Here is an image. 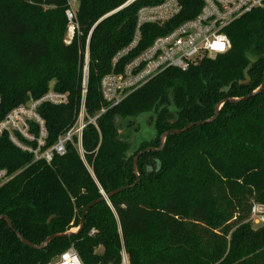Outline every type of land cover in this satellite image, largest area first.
<instances>
[{
  "label": "trees",
  "instance_id": "obj_1",
  "mask_svg": "<svg viewBox=\"0 0 264 264\" xmlns=\"http://www.w3.org/2000/svg\"><path fill=\"white\" fill-rule=\"evenodd\" d=\"M127 1L79 0L81 34L67 44L66 0H0V119L51 88L66 92V104L40 107L47 145L56 142L80 109L88 38L86 110L100 112L106 105L101 79L131 42L139 8L162 0ZM181 2L172 21L143 27L130 57L203 6L202 0ZM226 33L232 45L225 53L162 71L103 113L97 126L87 125V163L73 144L47 163L33 162L7 136L0 139V168L17 172L0 187V216L14 226L0 219V264H49L72 245L85 264H119L122 242L131 264H264V225L247 221L252 203H264V88L246 100L225 101L211 122L169 133L161 148L165 132L209 119L223 100L262 85L264 7L236 19ZM148 147L156 149L139 157L136 171L134 158ZM96 200L83 229L44 248L17 236L40 245L79 227Z\"/></svg>",
  "mask_w": 264,
  "mask_h": 264
},
{
  "label": "built area",
  "instance_id": "obj_2",
  "mask_svg": "<svg viewBox=\"0 0 264 264\" xmlns=\"http://www.w3.org/2000/svg\"><path fill=\"white\" fill-rule=\"evenodd\" d=\"M135 1L137 0H128L124 5ZM202 1L203 6L195 17L158 35L151 44L130 57L131 53L139 47L143 37V27L147 24L164 26L182 12L183 4L181 0H162L158 4L144 5L139 8L131 42L114 55L112 59L114 70L101 79L100 90L106 105L95 116H89L86 110L90 62L88 38L83 64L81 105L74 123L58 137L56 142L47 145L48 129L46 120L40 113V107L44 103L63 105L69 101L68 93L51 88L41 97L32 98L7 112L0 119V139L7 136L13 145L32 154L33 162L51 163L56 156L66 154L69 144H73L85 160L82 141L87 125L97 126V119L103 113L120 104L130 93L145 85L162 71L168 68L187 69L204 55L214 56L228 51L232 45L226 33L228 26L255 8L264 7V0ZM66 5L65 15L68 21L66 43L70 44L76 36L81 34L77 15L79 0H66ZM44 6L49 5L44 4ZM220 44L223 45V50L214 47ZM127 57L130 58L116 71L115 68ZM16 174L17 172H10L7 168H0V187L12 180ZM249 221L257 226L264 225L263 202L252 203ZM95 233L96 229L93 228L90 235ZM49 264L85 263L78 250L72 245ZM119 264H131L123 242Z\"/></svg>",
  "mask_w": 264,
  "mask_h": 264
},
{
  "label": "water",
  "instance_id": "obj_3",
  "mask_svg": "<svg viewBox=\"0 0 264 264\" xmlns=\"http://www.w3.org/2000/svg\"><path fill=\"white\" fill-rule=\"evenodd\" d=\"M263 88H264V81H263L262 85H261L258 89H256L254 92H252L251 94H249V95H247V96H245V97H241V98H234V97H231V98L225 99V100H223L222 102H220V103L216 106L215 114H214L213 117H211V118H209V119H206V120L196 121V122L190 123L188 126H186V127H184V128H181V129H173V130H170V131L165 132V133L162 134V136H161V148L164 146V144H165V140H166V136H167L169 133H179V132H183V131H186V130H188L189 128L193 127L194 125H200V124H205V123L211 122V121H213V120L216 118V116L218 115V112H219L221 106L223 105V103H224L225 101L236 102V101L246 100V99L250 98L252 95H254V94L260 92ZM155 149H156V148H154V147H148V148H146V149L141 150V151L136 155V157L134 158V169H135L136 171H137V162H138L139 157H140L142 154H144L145 152L150 151V150H155ZM127 187H129V186H125V187H123V188H120V189L114 191L113 193H115V192H119V191H121V190H123V189H125V188H127ZM109 196H110V194H109V195H105V196H104L103 198H101V199H107V198H109ZM98 201H99V200H96V201L91 202V203H90V204L84 209V211H83V216H82V219H81V223H80L79 227H77V230H75V231H74V230H70V231H67V232H64V233H56V234H53V235L47 237V238H46V239H45L40 245H36V244L30 242L29 240L25 239V238H24L19 232H17V236L20 238V240H21L23 243H25V244H27V245H29V246H31V247L40 248V249H41V248H44V247H45L50 241H52L53 239H55V238H57V237H68V236H70V235H72V234H74V233L80 231L81 229H83V227H84V225H85V219H86V214H87L88 210H89L93 205H95ZM1 218H5V219L7 220V222H8V224H9V226H10L11 228H14L13 223H12V221L10 220L9 216H7V215H2V216H0V219H1Z\"/></svg>",
  "mask_w": 264,
  "mask_h": 264
},
{
  "label": "rangeland",
  "instance_id": "obj_4",
  "mask_svg": "<svg viewBox=\"0 0 264 264\" xmlns=\"http://www.w3.org/2000/svg\"><path fill=\"white\" fill-rule=\"evenodd\" d=\"M53 84H54V82L51 83L52 86H53ZM144 119H145V122H148L149 117L146 116V117H144ZM148 127H150V126H147V127H145V125L143 126V131H144L145 133L148 132V130H149ZM150 130H151V129H150ZM146 131H147V132H146ZM144 132H143V133H144ZM255 201H258V200H255ZM247 221H249V217H248ZM253 226H254V227H258L257 225H254V224H253ZM71 230H74V231H75V230H77V228H73V229H71Z\"/></svg>",
  "mask_w": 264,
  "mask_h": 264
},
{
  "label": "snow or ice",
  "instance_id": "obj_5",
  "mask_svg": "<svg viewBox=\"0 0 264 264\" xmlns=\"http://www.w3.org/2000/svg\"><path fill=\"white\" fill-rule=\"evenodd\" d=\"M214 47H217L219 50H223V45L220 44V45H214Z\"/></svg>",
  "mask_w": 264,
  "mask_h": 264
}]
</instances>
